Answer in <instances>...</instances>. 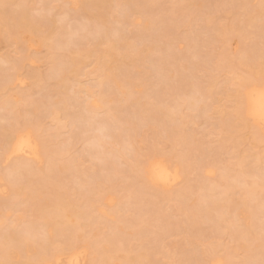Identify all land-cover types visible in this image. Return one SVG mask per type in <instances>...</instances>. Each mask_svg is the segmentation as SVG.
Segmentation results:
<instances>
[{"label":"rangeland","instance_id":"1","mask_svg":"<svg viewBox=\"0 0 264 264\" xmlns=\"http://www.w3.org/2000/svg\"><path fill=\"white\" fill-rule=\"evenodd\" d=\"M245 1L0 0V201L13 199L9 182L16 175L10 169L21 160L45 168L52 159V173L63 180L62 190H67L73 200L89 195L91 191L85 189L95 183L108 189L106 199L94 211L103 222L94 224L92 230L78 228L84 238L76 242L77 247L62 251L50 248L49 252L58 257L42 264H70L67 259L74 253L78 264L95 263L97 251L85 241L93 239V230H100V239L113 235L121 215L140 223L126 226L130 233L122 237L133 247L141 243L147 254L143 264H196L187 260V255L197 257L199 264H264L248 263L242 248H231L236 242L229 230L217 229L200 216L203 208L214 212V199L209 194L224 189L223 175L230 183L233 177L249 183L264 178V129L248 118L236 120L250 126L241 130L236 147L226 140L223 131L224 121L231 119L235 105V97L229 94L235 92L238 79L247 77L250 70L243 58L247 53L253 55L252 59L264 55V9L256 23L243 24L245 13L264 8V0H248V7L243 9ZM147 18L151 20L149 28L145 26ZM26 22L35 28L34 34L23 25ZM108 40L117 44L110 57L103 52ZM111 76L129 94L120 93ZM260 80L264 82V72ZM255 82L252 78L251 83ZM208 83L215 86L211 88ZM190 96L205 106L196 109L198 105L193 110ZM137 97L138 103L134 99ZM6 99L10 100L9 105H1ZM28 101L39 102L40 111H29ZM141 101H146L145 107L148 105L146 112ZM156 101L175 107L174 119L160 122V115L149 109L158 104ZM13 104L22 110L28 108L29 112L20 110L23 114L18 116L8 108ZM55 108L58 114H49ZM133 111L140 119L134 120ZM24 119H37L40 125H21ZM8 125L30 135L36 146L35 156L3 153L2 130ZM254 131L259 139L253 138ZM180 134L191 149L187 169L178 163L179 156L187 150L174 137ZM109 147L114 149L110 148L112 154ZM57 149H64V154H57ZM148 153L152 155L147 156ZM241 153L248 154L245 175L238 171L240 165L236 161ZM134 158L138 164L161 160L177 178L167 187L154 186L150 192L142 193L133 170ZM65 164L66 170L61 171ZM202 180L212 190L201 189ZM112 181L117 185L111 186ZM120 184H129L131 189L122 190ZM239 188L232 195L235 199L241 196ZM180 191H209L206 201L199 200L200 204L203 202L202 210H194L196 220L192 223L178 210ZM154 192L164 199L155 197ZM128 193L131 194L127 198L124 195ZM185 201L191 205V199ZM261 203L264 206V200ZM27 207L25 201L18 209L3 207L0 240L3 234H21L30 226L33 215ZM244 220L239 219L240 228L245 227ZM34 224L31 237L38 241L47 239L40 222ZM180 224L189 232L178 229ZM252 230L264 235L262 208ZM53 239L56 244L66 241L60 235H53ZM213 245L217 246L208 254ZM159 247H163V252H156ZM135 252L120 251L112 264H122L123 256H133ZM261 254L264 260V247Z\"/></svg>","mask_w":264,"mask_h":264},{"label":"bare ground","instance_id":"2","mask_svg":"<svg viewBox=\"0 0 264 264\" xmlns=\"http://www.w3.org/2000/svg\"><path fill=\"white\" fill-rule=\"evenodd\" d=\"M247 4H248V0L243 2L241 7H243V9L247 8L248 7ZM262 9H264L262 6H260L257 10L250 9L248 13H245L246 17L244 15L243 24L245 26H250L256 23L257 22L256 20L260 18L261 16ZM150 24H151V20L147 18L145 26L149 28ZM17 25L22 26L21 22H17ZM23 25L30 29L31 34H34L35 28L31 27L30 23L28 24L26 22ZM39 40L40 39L38 38L37 41L40 42ZM100 43H103V41H101ZM116 45L117 44L115 41L108 40L105 48L103 49V52L110 57L113 51L115 50ZM159 51H160V48H159ZM252 56L253 55H251L250 53H247L245 57L243 58V62L249 65L250 70L247 72L248 74L247 77H240L238 79L237 81L238 88L235 89V92L233 94H229L235 97V105L233 107L231 119L228 121L227 120L224 121L225 122L224 125L222 124L223 131L227 134L226 140H228L230 143H233L232 145H234L235 147L238 144V140L236 138H240L239 133L241 132V130L250 127L247 122H242V124H240V123H236V120L238 119L244 120L248 118L253 122L254 125L258 126L260 129H264V82L262 83L260 80V75H262V73L264 72V55L262 54L255 59H252ZM249 59H250V62H248ZM186 69L183 68V70H186ZM160 70L158 69V71ZM172 74L173 73H171V75ZM110 78L114 83V87L116 86L118 90L120 91V93L125 94V95L128 93L124 91V89L122 88V84L115 77L111 76ZM252 78L256 79L255 83H251ZM208 84H209V87L211 88L215 86V85H212V83L211 84L208 83ZM206 90L208 91V89ZM134 99L137 102L139 100V97H137V99L136 98ZM199 101L201 100H198V98H195L194 96H192L191 100L189 101L190 107L193 110L198 105L199 106L196 107V109L203 108L205 105L200 104L201 102L199 103ZM9 102L10 100L6 99L2 101L1 105H9ZM184 102L188 103L187 101H183V103ZM38 103H33L31 101L27 102V104L30 105L29 111H31L33 114L37 113V111H40L38 110L39 109ZM140 103L145 108V112H146L147 107H148V105L147 107H145L147 104L146 101H141ZM152 107H150L149 109L150 110L153 109L156 115H160V117H158V120H160V122H164L165 119H174L173 116L176 110H174L173 108L175 107H170L167 104L165 105L163 103L155 104ZM8 108H10V110L12 109L13 113L15 112H16L15 114L18 113L17 114L18 116L20 114H23L24 111L26 113L29 112L28 108H25V109L23 108L24 110H22V108L19 109L14 104L10 105ZM142 109L143 108H141V110ZM20 110H22L23 113H20L19 112ZM207 111L209 110L207 109ZM58 112L59 110L55 108V109L50 110L49 114L55 116L58 114ZM133 115H134L133 116L134 120L140 119V116H138L139 118L136 116V111H133ZM151 115L153 117V113ZM142 116H141L142 120L145 119V117L144 116L142 117ZM131 122L133 123V121ZM127 124L129 125V123ZM21 125L28 126V127L38 126L40 125V122L37 119L36 121L26 120L25 122V119H24V122L23 124L21 123ZM177 129L178 128H176V130ZM134 132L137 133L136 131ZM178 133H180V131ZM253 133H254L253 138L255 139L260 138V135L256 131H254ZM2 135H3L2 136V144H3L2 148H3V153L5 155H9V154H17V155H24V156H35L36 155V152H37L36 146L31 141L30 135L28 133H23L19 127L10 125L7 128H3ZM174 137H176L177 142L181 143L182 141L184 146L187 149L185 154L183 153L178 158L179 159L178 163L179 164L183 163V167L187 169V166H188L187 159L191 151V149L189 148L190 146L187 145L188 143L185 140L184 135L180 134ZM99 140L101 141L100 137L98 138V141ZM102 146H105V144ZM128 146L129 145H127V147ZM110 148L112 149L113 147H109V150ZM113 150L114 149H112V151ZM56 152L57 154L59 153L64 154V149H57ZM116 152H118L117 147H116ZM110 153L112 154L111 150H110ZM149 153L147 156L152 155V153L151 154ZM242 154L243 153H241L238 156V158H236L237 159L236 161H237V164L240 165V168L238 171L241 174L245 175L247 174L246 173L247 172L246 170L247 162L245 158L246 156H248V154L246 155L245 154L242 155ZM116 157L118 156L116 155ZM136 160L138 159L134 158V161L136 164H134L135 166L133 167V170L136 172L135 178L139 182V185H141L142 193H147L150 189L152 190V187L154 186H164V187L166 186L167 187L168 184L170 185V183L176 180L177 178L175 173H172L169 170V168L166 166V164H164L161 160H151L145 164H138L137 163L138 161L136 162ZM47 164L48 165L45 168H39V167H35L32 163H29L25 160H21V161H18V163L16 162V164L13 165V167H11L12 169H10L11 172H13L16 175L15 178H13L11 182H9L10 184L9 186L11 188V194L13 196V199L10 200L9 202L0 201V219L3 216V213H2L3 207L9 208V209H18V207L23 203V201H25L26 205L28 206L27 209L30 212V214L33 215V218L30 221V226L25 229L23 228L25 232L23 231V233L21 234H17L13 232L6 233L3 235L1 234L2 238L0 240V264H42V262L45 260H50L53 258L57 259L58 257L57 255H55L53 252H49L50 248L56 249L57 251L58 250L62 251L65 248L75 249L77 247L76 242L84 238V235L77 232L78 228L90 227V230H92L95 226L94 224L99 225L101 224V222H103L101 219V216L96 215L94 211L97 205L106 199L108 189L107 191H105V188H106L105 186L103 187V185L101 186L100 183H95L94 187L85 189V190L91 191L90 194H94L93 196H91L90 194L85 195L88 193L87 192L84 194L85 196L82 198V200H78L75 198L73 200L70 197L71 195L68 193L67 190H62L63 180L58 175H55L52 173V172L55 173L54 163L52 159H49L47 161ZM66 168H67V165L65 164L62 168H60V170L61 171L66 170ZM107 172H110V171H107ZM21 175L23 177L20 178ZM236 176L239 177V175H236ZM222 179H223V182L221 181V183H223L224 189L220 191H215L209 194L210 197L212 196L211 197L212 200L214 199V202L212 201L214 212H211L210 209L203 208L204 212L200 214V216L210 221L211 225L217 227V229L219 227V228H224V229L226 228V230H229V233L232 235L233 240H235L236 242L235 245L234 244L231 245V248L234 249V247L236 246L238 248H242L247 254L248 263H254V262H259V261L262 262L264 261L262 254H261L262 248L264 247V237H263L264 235L263 234L261 235L259 232L253 231L252 228L254 227V225H257V217L259 215L260 209L262 208V210H264V206L261 203V201L264 200V178L259 179V180H254L250 183L245 181L243 178L237 179L236 177H233V181L230 183L227 181V175H223ZM201 182H202L200 186L201 189L212 190L211 188L209 189L205 185V180L204 181L202 180ZM238 183H240L241 185V186L239 185L240 188L238 187ZM116 185L117 184L116 183L114 184L112 181L111 186H116ZM119 186H121V184ZM129 188H130L129 184H126V185L124 184V186L122 187V190L129 191ZM238 188L240 189L241 196L240 198L235 199L232 195L235 192V190ZM193 192L187 193V191L185 192L180 191L178 195L179 197H182V199L179 201V203H177L178 210L186 214V219L189 220L190 223L196 220V215L194 213V210L196 209L202 210L200 207H202L201 204L203 202L201 201V204H200L199 200L206 201V197H208L207 194L209 193V191L207 192V194L198 193V192L193 193ZM129 194L131 193H128L127 195L125 194L124 196L128 198L130 196ZM152 194L155 197H162L164 199V196L162 195L159 196V193L154 192ZM192 194L194 195L193 197H191ZM19 197H22L23 200H21ZM187 198L191 199V205L186 204L187 202L185 200ZM227 207H229L230 209L228 210ZM242 209H244V211H242ZM22 217L23 216L21 215V218ZM241 217L245 219L244 228L239 227V224H240L239 219H241ZM85 219H89L91 222L89 224H84L82 221ZM36 221L40 222V224L44 228L45 233L47 235V239L45 238L41 241H38L31 237L32 235H34L35 226H33V224L36 223ZM117 221L120 224L116 225L117 232L115 233L113 232L114 233L113 235L109 234L110 236L107 235V237L104 236L103 238L100 239L98 238L100 235V230L97 233L96 231L93 230L92 234L95 233L93 234V239H87L85 241L86 245L90 247L92 246V248H94L93 250L97 251L96 252L97 256H95L96 261L93 264H112V260L118 256V253L120 251H125L126 253L136 251L133 256H128V255L123 256L122 264H134V263L143 264V260L146 258L147 254L145 252V249L143 250V248L141 247L140 245L141 243L138 244L136 247H133L132 245H130L128 241L127 243H125V238L122 237L125 234L130 233L129 230L125 229L126 226H135L140 223L136 220L128 219L126 218V216H123V215L117 217ZM177 227H179L178 229L186 233L189 232L182 224H180ZM53 235L64 236L66 241H64L63 244L61 243L56 244L54 242ZM188 242L193 243V240H190V238H188ZM216 246L217 245H213L211 249L208 251V254H212V251L214 250V248H216ZM162 248L163 247H159L156 250V252H163ZM22 253H24V255ZM227 255H229L228 252H227ZM21 256H24V257L26 256V257L24 260H20L19 257ZM185 258L187 260L191 259L196 264H199L198 259H196L197 257H191L187 255ZM67 261L70 264H78L79 262L78 255L76 253L70 255Z\"/></svg>","mask_w":264,"mask_h":264}]
</instances>
